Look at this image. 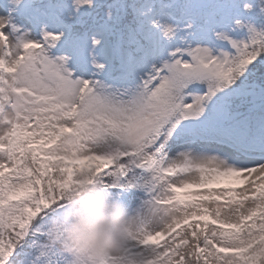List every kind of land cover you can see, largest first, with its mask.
Returning a JSON list of instances; mask_svg holds the SVG:
<instances>
[{
    "label": "snow or ice",
    "instance_id": "obj_1",
    "mask_svg": "<svg viewBox=\"0 0 264 264\" xmlns=\"http://www.w3.org/2000/svg\"><path fill=\"white\" fill-rule=\"evenodd\" d=\"M0 0V264L100 186L143 264H264V7Z\"/></svg>",
    "mask_w": 264,
    "mask_h": 264
},
{
    "label": "clouds",
    "instance_id": "obj_2",
    "mask_svg": "<svg viewBox=\"0 0 264 264\" xmlns=\"http://www.w3.org/2000/svg\"><path fill=\"white\" fill-rule=\"evenodd\" d=\"M264 7V0H257ZM70 209L52 224L49 240L71 264H133L127 257L135 221L124 206L100 186L86 188L70 197ZM143 264V258H135Z\"/></svg>",
    "mask_w": 264,
    "mask_h": 264
},
{
    "label": "rangeland",
    "instance_id": "obj_3",
    "mask_svg": "<svg viewBox=\"0 0 264 264\" xmlns=\"http://www.w3.org/2000/svg\"><path fill=\"white\" fill-rule=\"evenodd\" d=\"M240 2H241V3H242V2L252 3V4L254 5V7H255V4H256L257 0H240ZM257 14H258V11L255 10V8H254V11H253V12H251V13H244L243 15H244L246 18H247V17L255 18V17L257 16Z\"/></svg>",
    "mask_w": 264,
    "mask_h": 264
},
{
    "label": "trees",
    "instance_id": "obj_4",
    "mask_svg": "<svg viewBox=\"0 0 264 264\" xmlns=\"http://www.w3.org/2000/svg\"><path fill=\"white\" fill-rule=\"evenodd\" d=\"M256 9H258L259 10V7L256 5Z\"/></svg>",
    "mask_w": 264,
    "mask_h": 264
}]
</instances>
